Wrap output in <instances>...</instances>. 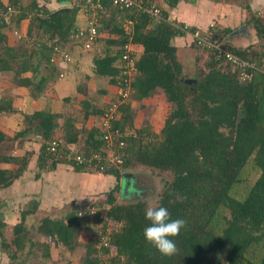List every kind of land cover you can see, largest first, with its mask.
<instances>
[{
	"label": "trees",
	"instance_id": "16d2710c",
	"mask_svg": "<svg viewBox=\"0 0 264 264\" xmlns=\"http://www.w3.org/2000/svg\"><path fill=\"white\" fill-rule=\"evenodd\" d=\"M57 1L72 4L69 10L53 15L55 10L38 4L37 0H0V76H10L11 83L26 88L34 100L44 97L61 72L67 75L77 66L61 65L56 47L72 55L70 45L80 46L74 25L79 8L75 0ZM161 1L143 0V7L153 6L160 11L159 18L138 7L119 9L107 4L108 15L98 23L99 50L92 56V77L99 88L97 96L85 92L82 79L77 84L79 98L63 99L64 106L70 103L72 110L54 113L46 99L41 110L20 111L19 131L8 135L0 130V189L22 175L33 154L25 151L22 156L13 155L10 149L36 136L39 147L35 178L42 172L55 170L58 164H66L76 172L113 178L111 190L84 204L102 208L106 220L119 225L112 237L117 257L111 263L264 264V74L257 71L250 81H241L237 67L226 63L218 50L196 44L191 36L199 32L206 41L219 42L232 55L254 60L260 66L264 57V13L261 16L252 13L244 5L249 14L246 24L254 30V41H260L261 45L256 49L253 42L241 48L231 43L233 28H220L216 24L206 30L188 28L171 18L163 6L173 8L180 0ZM7 7L16 12L8 16ZM127 20L131 24L128 31L123 26ZM25 21L24 35L16 44H10L8 33L19 34ZM177 38H188L192 47L206 54L194 74H186L184 70L175 44ZM126 44L133 49L131 70L126 68L130 75L120 66ZM136 46L141 50L137 51ZM194 62L198 64V58ZM186 79L195 82L186 83ZM106 85L116 87L117 92L102 102L100 98L108 94ZM156 95L169 104L164 118L135 127L137 113ZM112 103L116 104L109 129L113 148L123 142L122 164L118 167L102 165L91 158L107 151L109 146L99 124L106 106ZM14 113L18 112L13 99L1 94L0 114ZM91 116L97 118L98 124L88 130L77 127ZM53 141L58 143L55 151L51 150ZM80 154L86 163L74 161ZM2 164L9 167L2 168ZM136 167L170 175L162 185L156 206L166 207L171 219L187 222L173 238L177 253L172 257L161 256L143 238V229L150 222L145 219L146 200L142 196L137 198L143 190L138 177L133 181L138 184V189L135 188L138 195L133 201H119L126 190L133 191L130 186L124 189V173ZM36 208L37 203L32 200L22 212L21 222ZM79 208L80 205H73L65 220L42 218L36 235L53 238L69 249L78 246L81 220L88 219L78 216ZM2 227L0 220V230ZM13 235L10 244L1 242L2 251L11 261L16 260L17 251L25 246L24 238L29 231L20 223L14 227ZM85 248L82 264H99L92 243Z\"/></svg>",
	"mask_w": 264,
	"mask_h": 264
},
{
	"label": "crops",
	"instance_id": "0c3cea01",
	"mask_svg": "<svg viewBox=\"0 0 264 264\" xmlns=\"http://www.w3.org/2000/svg\"><path fill=\"white\" fill-rule=\"evenodd\" d=\"M26 1L27 0H22V2H26ZM4 2H6V0H4ZM37 2L38 4L45 5L50 10H55V11L63 8L69 9L70 8L69 5L72 4V3H68V4L59 3L57 0H37ZM74 4L77 6L76 3ZM247 5L249 6V9L252 13H255L260 16L264 13V0H248ZM163 6L169 12L171 18L175 19L179 23H182L188 28L206 30L207 28H209L211 24H216L217 27L220 28H226V27L233 28L235 31L238 30V32L234 31L233 33L234 37L231 40V43L233 45L241 48H246L248 45L252 44V41L247 42V39L249 37L245 38L244 37L245 34L240 37L242 31L245 30V28L247 27L248 36L251 35L254 38V30L251 28V26L246 24V20H248L249 14L244 8V5H241L239 2H234V0H196L194 3H190L186 0H180L173 8H168V6H166L165 4H163ZM74 25L75 27H83L85 25V17L82 13L79 12V10L75 15ZM130 25H131L130 21L128 20L123 23L124 29L127 31L129 30ZM25 28H23V30L20 29L19 34L15 32H9L8 33L9 43L12 45L16 44L18 38L24 35ZM244 41L246 43H244ZM175 44L179 48L178 56L180 58V61L183 63V65H184V58L181 59V56L182 55L189 56L187 62L192 63L191 65L192 71L189 73L194 74L195 69L204 63L206 54L192 47L190 45V41L188 38H177L175 40ZM75 46L71 48L72 49L71 53L76 59L75 63H77V66L68 73V75L63 81L62 79L56 80L53 83L52 87L47 92H45L44 97H41L39 99H35V100L32 99L29 96L28 90L26 88L21 86H14L9 79L10 76H4V77L0 76V84H3L5 89L8 90V91L5 90L7 94L10 93V95L5 94V96L13 99V107H15L17 111L21 108V104L23 107L25 106L27 107L28 110V111L26 110L27 113L34 110H41L44 108L46 104V99L49 100L51 110L54 113L68 111L69 109L72 110V105L69 106V108L67 107L68 105L64 106L61 95L62 89L65 83L69 86L71 85L70 87H72L73 84H75V88H77V84H79V82L82 81V79H83V83L85 84L84 87L85 92L88 95H92L94 97L97 96L95 92H97V90L99 89L97 86L98 84L95 82V79H93L92 73L91 75L82 73L83 71L80 69L82 65H80V63L83 58L81 59V55L76 56ZM136 49L137 51L141 50V48L138 46H136ZM97 50H99V48L98 45L95 43V45L91 50L93 51L92 56ZM196 58H198L199 61L198 64H195L194 62ZM90 62L92 64V59L90 60ZM184 70L185 71L187 70L185 66H184ZM87 75L89 78L87 79L81 78ZM6 84L7 86H5ZM86 85H87V89H86ZM87 90L88 91L90 90V92H87ZM75 91L76 89H74V92ZM116 92H117L116 87L114 88L113 86L110 85L107 86L108 94L106 96L101 97L103 98L101 99L102 102L109 99ZM97 98L99 99L100 97L98 96ZM20 110L22 111V109ZM14 114H9V115L11 117L12 116L14 117L15 116ZM5 115L6 114H0V130L8 135H12L14 132L19 131L21 128L20 126L22 125L21 118L18 119V121L16 122L17 125L16 124L11 125L10 120L12 118L10 117L9 119L8 117H5ZM2 119L5 120L2 121ZM96 124H98L97 118L91 116L82 125L77 124V127L88 130L91 129ZM36 139L37 137L35 138V140ZM26 144L29 145V142L25 141L22 145H26ZM1 167L7 168L9 167V165L2 164ZM124 174L127 175V177H125L126 182H124V186H125L124 189H128V186L133 188L135 184L133 181L136 180V176L134 177L130 173H124ZM91 181L94 183L93 185L96 188L95 189L96 192H98L96 193V195L97 194L98 195L95 197H94L95 193H93L94 188L91 186L87 187V184L91 183ZM39 182H40V189L35 190L34 189L35 187L32 184L30 185V183L29 185L27 184V187H30V189L27 188L22 189V186H25V184L23 181V177L21 175L20 178H18L12 183V190L9 189V191H6L8 192L6 196H9V199L5 200L6 203L5 208H1L0 205V215L1 217L4 218V221L2 223L4 229H6V231L9 232L8 236L5 237L6 240H8L9 242H11V240H13L14 238V235L13 234L11 235L9 231L11 226L15 227L18 224L22 223L23 227L29 231L27 220L24 219V221L21 222V219L18 220V218H21V213L28 208L32 200L37 203V208L36 210H34V212L26 214V218L30 216L29 218H33V221H36L35 225H37V223L41 221L42 218L45 217H50L51 219L65 220L66 217L65 215H67L69 209L73 205H78V204L81 205L82 203L86 204V202H88L91 199H95L96 197L98 200L101 197V195H103L101 194L102 192H108L114 187V180L110 176L76 172L66 164H58L55 170L42 172L40 174ZM74 184L76 185V187H74ZM58 185L61 186L58 187ZM104 186H109V188L105 190L98 189V187L103 188ZM16 202H17L16 205H18V207L13 208V205H15ZM55 206L60 207L59 209L60 216L59 213L55 212L54 210ZM5 210L6 211L9 210V213L5 214L6 212ZM17 211L19 212V214H16ZM39 212H40V218L39 216L36 218L35 216H37V213ZM90 221H88V219L81 220V226L79 228L78 236L76 238L78 246H74L72 249L63 246V244L61 243L58 242L56 243L55 239L53 238H49L45 235L40 234L41 236L40 253H33L30 251L24 252L22 250H19L17 251L16 254V260L11 261L7 256V254L4 253L0 248L1 249L0 264H15V263L16 264H20V263L22 264H82V258L84 257L85 249H86L85 247L89 245L90 242L92 243V238L89 234L93 232L94 227L91 228L89 224ZM82 222L85 225H83ZM29 226H33V224H30ZM31 232L32 230L29 231V235L31 234ZM30 239H32V234L30 236ZM80 248L82 250H80Z\"/></svg>",
	"mask_w": 264,
	"mask_h": 264
},
{
	"label": "built area",
	"instance_id": "2783aa9c",
	"mask_svg": "<svg viewBox=\"0 0 264 264\" xmlns=\"http://www.w3.org/2000/svg\"><path fill=\"white\" fill-rule=\"evenodd\" d=\"M78 8L79 12L82 13L85 17V25L83 27H76L75 30V39L79 41L80 46L83 50H92L93 46L96 43L97 35H98V23L99 19L102 17H106L108 15L107 12V4L112 7H116L119 9H129L132 7H138L140 10L146 11L148 14L153 17L159 18L160 11L155 7H143V0H75L74 1ZM16 11L11 7H7V15L10 16L14 14ZM191 36L196 40V44H206L208 47L213 48L214 50H218L220 55L224 57V61L229 63L233 68H238L239 79L241 81H250L253 77L254 72H260V74H264V57L262 58V63L260 66L256 64L254 60H241L235 55H232L230 52L223 49L221 43L208 42L206 41L199 32H194ZM132 46L130 44L124 45V52L122 56L123 64H120L125 70L130 67L132 61L130 56L133 54ZM56 57L61 60L59 61L61 65H74L75 60L73 56L65 49L56 47ZM221 57V56H220ZM128 75H130V71L126 70ZM65 77V73L61 72L59 74V79ZM120 94L123 96L126 95V92L120 91ZM116 104L112 103L109 106H106L104 113L100 119V125L104 128L103 138L109 145L107 151L101 152L98 154H93L91 156L92 160L95 159L96 163H101L102 165L118 167L122 164V155L120 150L123 147V142L119 141L116 143L117 146L113 148L112 145V137L110 129V121L113 118V114L115 112ZM115 136L118 137V132L115 131ZM116 139V138H115ZM117 141V140H116ZM58 143L53 141L51 144V150L55 151ZM74 152H77L74 149ZM83 155H77L75 157V162L86 163L84 161ZM70 157V156H68ZM88 160V162L91 160ZM105 211L102 208L96 207L94 205H85L80 206L78 209V216H87L88 219L94 220V222L99 225L95 228V232L92 238V245L95 250V254L97 255V259L99 264H113L111 263V259L117 257V251L112 246V237L113 234L118 230L119 225L112 224L105 218ZM123 259L122 257L120 258Z\"/></svg>",
	"mask_w": 264,
	"mask_h": 264
},
{
	"label": "rangeland",
	"instance_id": "374dc122",
	"mask_svg": "<svg viewBox=\"0 0 264 264\" xmlns=\"http://www.w3.org/2000/svg\"><path fill=\"white\" fill-rule=\"evenodd\" d=\"M234 2H239L241 5H245V4L248 3V1H246V0H234ZM26 25H27V21L22 22V25H21L22 28L21 29L23 30V28H25ZM214 25L215 24H211V26H214ZM243 35H244L245 38H248L249 37L247 39V42H251L252 41V43H253V41H254L255 38H253V36H251V35L248 36V29H247V27L245 28V30L242 31V34H240V37L243 36ZM244 43H246V42L244 41ZM253 45H255L254 47L257 49L258 48V45H261V42L260 41L259 42L256 41ZM70 46H72L71 48H73V45H70ZM75 49L76 50H79V51H76L75 50L76 56H80L81 55V59L83 58L81 60V63H80V65H82L80 67V69L83 71L82 73L91 75V73H92V68H91L92 67V64H91L90 60L92 59V52L93 51H91V50H83L82 47L79 46V45L78 46L76 45L75 46ZM183 58H184V66L187 69L185 72L187 74H189V72L192 71V67H191L192 63L187 62V59L189 58L188 55H182L181 56V59H183ZM73 59L76 62V59H75L74 56H73ZM74 64H77V63H74ZM67 75H65V77L62 78V81L66 78ZM6 82H7V79H6ZM105 83H107V82L104 81L103 84L105 85ZM5 86H7V84ZM70 86L65 83L63 89L61 88L62 89V93H61L62 100L65 99L66 97H73L74 99H78L79 98V96L77 95V88H75V84H73L72 87H70ZM51 87L52 86H50L49 89ZM84 87H85V85H84ZM74 89H76L75 92H74ZM86 89H87V85H86ZM5 90L6 89L3 86V84H0V95L1 94L2 95L7 94L5 92ZM6 91H8V90H6ZM92 91H94V90H92ZM87 92H90V90L89 91L87 90ZM7 95H10V93H8ZM101 99H103V98H100V100ZM145 105L146 106L145 107H142V109L139 110L140 112L137 113V116L135 117V120H134L135 121L134 122L135 123V127H142L143 125H146L147 123H150V121L152 123H154V120L160 121V118H164L165 114L168 111L167 109L169 107V104L164 100V98L161 95H156V97L154 99L147 100L145 102ZM69 106H70V103L68 104L67 107L69 108ZM135 107H137V106H135ZM20 109H22V111L25 112L27 110V107L26 106L23 107L22 104H21V108ZM20 109L17 111L18 112L17 114H14L15 115L14 117L13 116L11 117L8 114L5 115V117H8L9 119H10V117L12 118L10 120V124L11 125H14V124L17 125L16 122L21 117V115H20V111L21 110ZM27 111H26V113H27ZM4 120L5 119H2V121H4ZM7 121H5V122H7ZM20 127L22 128V125ZM35 138L36 137L30 136V138L28 139L29 141L31 140V142L28 141L29 142V145H27V144L26 145H22L21 147L19 145H16V146L12 147V149H10V151H9V153H11L13 155H21V156L24 155L25 151H28L30 153H33L32 156L29 159V162H28V165L26 167V170L22 173L23 181H24V184H25V186H22V189H25V188L30 189V187H27V184L29 185V183H30V185L32 184L35 187L34 188L35 190L40 189V182H39L40 181V176H39V178H35V175L37 174L36 158H37V151H38L37 149L39 147V143L37 142V141H39V137H37L36 140H35ZM127 173H130L134 177L136 176V177L139 178L140 184L143 185L141 187V188H143V190L140 192L139 195L136 194V189L135 188H137L138 184L135 183L134 186L132 185L133 186V191H131V190L126 191V193H124L125 196H121L119 198V201L120 202L133 201L134 200V197L136 195H138L137 198L142 196V198H144L146 200L147 207L156 206L157 205V200H158V194H159V192H160V190L162 188V185H163V183H164L165 180H169L170 179V175L169 174H166V173H162V172L150 170V169H147V168H143V167H136L134 169H129V172H127ZM93 184L94 183L91 181V183L87 184V187L88 186H91V187L94 188L93 189V193H95L94 194V197H95V196L98 195V194L96 195V193H98V192H96V190H95L96 188H95V186ZM61 185H58V187L61 186ZM74 187H76L75 184H74ZM108 188H109V186H104L103 188H99L98 187L99 190H102V189L105 190V189H108ZM9 189L12 190V184L10 186H8V187L1 188L0 189V205H1V208H5V206H6L5 200H8L9 199V196H6L8 194V192H6V191H9ZM105 193L106 192H102L101 194H105ZM13 198H14V196H13ZM70 200H71V198H70ZM94 200H97V197ZM16 204H17V202L15 203V205H13V208L18 207V205H16ZM80 206H84V203H82ZM59 209H60L59 206H55L54 207L55 212L56 213H59V216H60ZM6 213H9V210L6 211L5 214ZM16 214H19V212L17 211ZM38 216L40 218V212L37 213V216H35V217L37 218ZM29 217L26 218V216H25V220H27V222H28L29 231L32 230V232H31L32 239L29 238V235L26 236L24 238V244H25V246L21 250L24 251V252L30 251V252H33V253H40V237L41 236L40 235H36V233H35V231H36L35 229L40 224V221L37 223V225H35V222L36 221H33V218H29ZM20 219L21 218H18V220H20ZM0 220L3 223L4 218L1 217V215H0ZM88 221H90V219H88ZM30 224H33V226H29ZM89 224H90L91 228L94 227L93 228V232H91V234H89L91 236V238H93V234L95 232V228L99 224L96 223V222H94V220H91ZM83 225H85V224L83 223ZM13 228L14 227L11 226L10 229H9L11 235L13 234ZM118 229H119V227H118ZM0 231H2L1 232V235H0V248H1V242L2 241H4L5 244H10V242L8 240H6V238H5L6 236H8V233L9 232H7L6 229H4V226L1 228ZM80 250H82V249L80 248Z\"/></svg>",
	"mask_w": 264,
	"mask_h": 264
},
{
	"label": "clouds",
	"instance_id": "9594fccd",
	"mask_svg": "<svg viewBox=\"0 0 264 264\" xmlns=\"http://www.w3.org/2000/svg\"><path fill=\"white\" fill-rule=\"evenodd\" d=\"M183 200L184 197H177ZM145 219L150 222L143 229V238L148 245H151L163 257H172L177 253V246L174 242L182 228L186 226V220L178 218L171 219L166 207L150 206L145 211Z\"/></svg>",
	"mask_w": 264,
	"mask_h": 264
},
{
	"label": "water",
	"instance_id": "95a60500",
	"mask_svg": "<svg viewBox=\"0 0 264 264\" xmlns=\"http://www.w3.org/2000/svg\"><path fill=\"white\" fill-rule=\"evenodd\" d=\"M67 10H69V9H68V8L59 9V10L55 11V12L53 13V15H55V14H57V13H60V12H63V11H67ZM241 30H243V29H241ZM237 32H238V31H237ZM185 82H186V83H194L195 80H194V79H186ZM124 177H127V175L124 174ZM125 182H126V181H125Z\"/></svg>",
	"mask_w": 264,
	"mask_h": 264
}]
</instances>
